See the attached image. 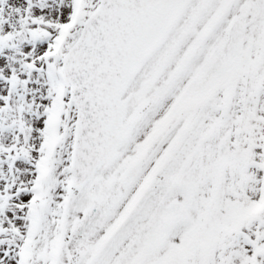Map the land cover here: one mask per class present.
<instances>
[{"label":"snow or ice","instance_id":"6c2138e0","mask_svg":"<svg viewBox=\"0 0 264 264\" xmlns=\"http://www.w3.org/2000/svg\"><path fill=\"white\" fill-rule=\"evenodd\" d=\"M0 264H264V0H0Z\"/></svg>","mask_w":264,"mask_h":264}]
</instances>
